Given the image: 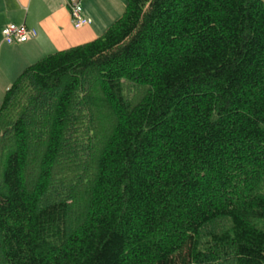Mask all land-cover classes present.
Wrapping results in <instances>:
<instances>
[{"label":"trees","instance_id":"16d2710c","mask_svg":"<svg viewBox=\"0 0 264 264\" xmlns=\"http://www.w3.org/2000/svg\"><path fill=\"white\" fill-rule=\"evenodd\" d=\"M0 264H264V0H126L25 68Z\"/></svg>","mask_w":264,"mask_h":264},{"label":"crops","instance_id":"0c3cea01","mask_svg":"<svg viewBox=\"0 0 264 264\" xmlns=\"http://www.w3.org/2000/svg\"><path fill=\"white\" fill-rule=\"evenodd\" d=\"M126 0H84V23L73 21L66 0H0V99L28 66L42 58L89 43L102 35L124 12ZM24 24L34 37L8 45L2 30Z\"/></svg>","mask_w":264,"mask_h":264},{"label":"built area","instance_id":"2783aa9c","mask_svg":"<svg viewBox=\"0 0 264 264\" xmlns=\"http://www.w3.org/2000/svg\"><path fill=\"white\" fill-rule=\"evenodd\" d=\"M82 1L83 0H67L66 8L72 18L78 24L83 22L82 17ZM3 39L7 44L25 43L33 35L34 32L29 30L24 24H10L2 31Z\"/></svg>","mask_w":264,"mask_h":264},{"label":"rangeland","instance_id":"374dc122","mask_svg":"<svg viewBox=\"0 0 264 264\" xmlns=\"http://www.w3.org/2000/svg\"><path fill=\"white\" fill-rule=\"evenodd\" d=\"M3 97H4V95H3V96L1 97V99H0V104H1V101H2Z\"/></svg>","mask_w":264,"mask_h":264}]
</instances>
